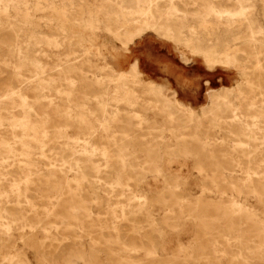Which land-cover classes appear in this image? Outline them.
<instances>
[{"label":"rangeland","instance_id":"obj_1","mask_svg":"<svg viewBox=\"0 0 264 264\" xmlns=\"http://www.w3.org/2000/svg\"><path fill=\"white\" fill-rule=\"evenodd\" d=\"M0 79V264H264V0H0Z\"/></svg>","mask_w":264,"mask_h":264},{"label":"bare ground","instance_id":"obj_2","mask_svg":"<svg viewBox=\"0 0 264 264\" xmlns=\"http://www.w3.org/2000/svg\"><path fill=\"white\" fill-rule=\"evenodd\" d=\"M115 1V0H114ZM164 4V3H163ZM239 6V5H238ZM108 11V10H107ZM157 13V12H156ZM160 19V18H159ZM1 80V79H0ZM4 85V84H3ZM169 107V106H168ZM244 121V120H243ZM251 127V126H250ZM136 133V132H135ZM163 144V143H162ZM57 148V147H56ZM79 150V149H78ZM75 152V151H74ZM248 161V160H247ZM119 167V166H118ZM71 169V168H70ZM6 174V173H5ZM104 177H106V176H104ZM32 194V193H31ZM114 196V195H113ZM30 197V196H29ZM108 197V196H107ZM111 198V197H110ZM109 199V198H108ZM110 200V199H109ZM121 200V199H120ZM124 201V200H123ZM114 202V201H113ZM120 202V201H119ZM118 202V203H119ZM120 204V203H119ZM131 204V203H130ZM135 204V203H134ZM51 206V205H50ZM120 208V207H119ZM2 209V208H1ZM119 213V212H118ZM239 220V219H238ZM116 223V222H115ZM3 224V223H2ZM142 226V225H141ZM129 228V227H128ZM104 232V231H103ZM106 236V235H105ZM108 236V235H107ZM123 238V237H122ZM127 240V239H126ZM78 244V243H77ZM133 244H135V243H133ZM68 245V244H67ZM61 247V246H60ZM69 247V246H68ZM104 247V246H103ZM97 248H98V246H97ZM60 249V248H59ZM106 249V248H105ZM186 249V248H185ZM189 249V248H188ZM101 250V249H100ZM107 250V249H106ZM105 250V251H106ZM58 251V250H57ZM61 251V250H60ZM102 251V250H101ZM213 254V253H212ZM185 255V254H184ZM131 256V255H130ZM54 257V256H53ZM133 257V256H132ZM56 259V258H55ZM135 259V258H134ZM53 261V260H52ZM205 262V261H204ZM215 263H217V262H215Z\"/></svg>","mask_w":264,"mask_h":264},{"label":"crops","instance_id":"obj_3","mask_svg":"<svg viewBox=\"0 0 264 264\" xmlns=\"http://www.w3.org/2000/svg\"><path fill=\"white\" fill-rule=\"evenodd\" d=\"M165 78H167L168 79V76L166 75V77Z\"/></svg>","mask_w":264,"mask_h":264}]
</instances>
